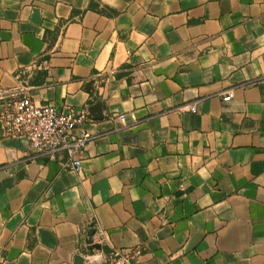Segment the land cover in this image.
Listing matches in <instances>:
<instances>
[{"label": "crops", "instance_id": "crops-1", "mask_svg": "<svg viewBox=\"0 0 264 264\" xmlns=\"http://www.w3.org/2000/svg\"><path fill=\"white\" fill-rule=\"evenodd\" d=\"M0 90L96 114L80 174L0 119V264H264V0H0Z\"/></svg>", "mask_w": 264, "mask_h": 264}, {"label": "built area", "instance_id": "built-area-1", "mask_svg": "<svg viewBox=\"0 0 264 264\" xmlns=\"http://www.w3.org/2000/svg\"><path fill=\"white\" fill-rule=\"evenodd\" d=\"M232 97V90L223 95L225 101ZM180 110L196 112V102L184 104ZM0 119L10 133L27 138L38 154L67 152L65 168L82 173L87 145L94 138L86 128L93 121L87 109L59 110L52 104L39 105L16 91L0 90ZM138 255L137 250L114 248L104 264H137Z\"/></svg>", "mask_w": 264, "mask_h": 264}, {"label": "water", "instance_id": "water-1", "mask_svg": "<svg viewBox=\"0 0 264 264\" xmlns=\"http://www.w3.org/2000/svg\"><path fill=\"white\" fill-rule=\"evenodd\" d=\"M90 111H91L90 114L96 117V114L94 113L93 109H91ZM95 233L96 232L94 229H89L87 231L86 237L84 239L87 248L84 255H78L76 257V264H86L85 255H92L94 250L96 248H99V244L93 243L94 242L93 236ZM101 264H104V262Z\"/></svg>", "mask_w": 264, "mask_h": 264}, {"label": "clouds", "instance_id": "clouds-1", "mask_svg": "<svg viewBox=\"0 0 264 264\" xmlns=\"http://www.w3.org/2000/svg\"><path fill=\"white\" fill-rule=\"evenodd\" d=\"M98 258H99V257H98L96 254L92 255V257H91V258H89V257H85L86 264H89V262H90V259H98Z\"/></svg>", "mask_w": 264, "mask_h": 264}]
</instances>
